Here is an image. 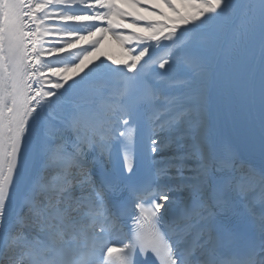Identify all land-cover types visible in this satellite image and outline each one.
<instances>
[{"label":"snow or ice","instance_id":"6c2138e0","mask_svg":"<svg viewBox=\"0 0 264 264\" xmlns=\"http://www.w3.org/2000/svg\"><path fill=\"white\" fill-rule=\"evenodd\" d=\"M0 264H264V0H0Z\"/></svg>","mask_w":264,"mask_h":264},{"label":"bare ground","instance_id":"6f19581e","mask_svg":"<svg viewBox=\"0 0 264 264\" xmlns=\"http://www.w3.org/2000/svg\"><path fill=\"white\" fill-rule=\"evenodd\" d=\"M101 58H105L108 55H111L115 58L122 59L123 58V50L121 49L119 43L115 41V39L109 35L101 44Z\"/></svg>","mask_w":264,"mask_h":264}]
</instances>
